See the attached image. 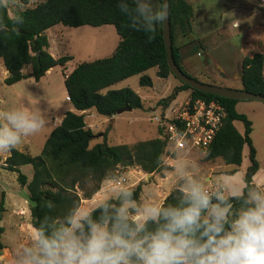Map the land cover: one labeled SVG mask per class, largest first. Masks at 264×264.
I'll return each mask as SVG.
<instances>
[{"label":"trees","instance_id":"obj_1","mask_svg":"<svg viewBox=\"0 0 264 264\" xmlns=\"http://www.w3.org/2000/svg\"><path fill=\"white\" fill-rule=\"evenodd\" d=\"M21 2L25 6L28 4V0ZM121 2L132 4V0ZM119 3L120 0H42L33 8L14 11L13 16L21 15L24 18L23 25L19 26V34L11 30L10 18L13 16L9 15L8 8H0V17L10 24V30L6 34H0V61L7 72L4 80L6 86H13L23 80L39 82L49 70L55 68H62L63 75L72 59L69 56L54 58L49 52L50 43L46 34L56 26H112L119 38L111 56L77 64L64 79L66 96L77 113L66 112L60 125L46 139L40 155L33 157L16 149L9 152L6 170L18 173L17 181L26 189L25 198L29 204L30 224L34 233L37 228L43 230L52 221H63L67 215L78 211L81 201L92 199L104 181L113 179L119 167H137L149 175L171 170V167L163 164L168 143L162 138L163 130L160 127L158 138L132 146H109L106 142L91 146L95 135L86 126L85 112L94 110L97 115L112 119L116 115L142 109L141 99L135 92L128 88L112 90L113 86L133 76H140L139 85L151 87V80L145 76L151 69L156 70V76L160 79H176L167 65L161 26L157 25L154 33L128 27V17L120 11ZM169 5L173 58L183 74L191 77L183 70L180 62L194 54L197 48L182 52L193 40L182 48H176L174 40L176 34H180L185 40L190 38L193 8L186 0H169ZM149 36L154 39L149 40ZM199 47L201 48L200 45ZM26 68H30L29 73L23 72ZM201 83L223 86L212 78ZM240 83V90L264 96L263 53H255L242 59ZM185 91L189 92L191 101H218L225 109L221 129L209 148L202 151L204 160H219L225 166L232 167L227 175L233 176L241 166L243 151L247 148L249 165L243 177V190L255 187L253 178L259 171L260 164L250 137L252 122L236 109L237 104L242 101L203 94L180 83L167 99L160 102L163 110L179 93ZM235 122L241 123L243 133L238 132ZM27 165L32 169L30 181L19 171L20 167ZM130 193V203L137 202L141 194L140 186ZM180 195L179 188L172 190L162 205L176 204ZM47 201H51V208L45 206ZM104 203L120 207L122 196L115 200L108 199ZM232 203L239 206L236 201ZM3 205L2 200L0 213L4 211ZM89 213L92 218H98L101 215L100 205ZM1 220L0 215V255L4 249L1 243L4 232ZM148 228L151 230L154 225L148 224Z\"/></svg>","mask_w":264,"mask_h":264},{"label":"rangeland","instance_id":"obj_2","mask_svg":"<svg viewBox=\"0 0 264 264\" xmlns=\"http://www.w3.org/2000/svg\"><path fill=\"white\" fill-rule=\"evenodd\" d=\"M186 1L193 8L192 32L190 38L186 40L180 34H176L174 46L182 48L193 40L190 42L192 44L183 48V50L197 48V51L186 60L188 74L205 82L209 77H213V74H220L222 70L230 75V79L225 80L223 86L240 90L241 83L234 78L238 80L241 77L242 59L251 57L255 53L264 54V0ZM41 2L42 0H28L25 6L20 0L19 5H11L8 8L9 15L13 16L14 11L18 9L33 8ZM153 2L158 4V0ZM57 27L49 30L46 35L54 53L55 51L63 52V55L66 49L72 58L70 66L105 58V54L117 39L111 27L103 28L111 31V35L108 36L104 34V30L92 27L80 29ZM62 37L63 42H61ZM208 60H210L209 63ZM204 63L207 70L204 69ZM3 68L0 62V73ZM68 71L67 68L62 75L59 69H55L47 80L23 81L15 88L0 84V109L20 108L27 111H38L46 119V126L42 131L25 138L16 150L25 149L31 156H39L46 139L55 130V124L63 110L74 112L71 104L64 99L65 88L62 79ZM23 72L29 73L30 68L24 69ZM145 76L151 80V87H141L139 85L140 76H133L111 88L112 90L128 88L135 92L141 99V110L125 112L112 119L97 115L94 110L85 112L86 126L95 135L91 146L102 142H106L109 146H132L138 142L159 137L158 123L154 118H161L164 111L160 102L167 99L176 88L175 85L178 87L180 83L173 77L158 78L155 69L147 71ZM187 99L189 95L186 97L182 93L177 101L174 103V100L171 101L167 108L175 107ZM237 111L246 114L255 125V146L260 170L254 181L259 187H264V105L260 101L240 102L237 105ZM247 153L248 150L245 148L241 166L235 175L228 176L232 167L225 166L219 160L205 161L202 151L173 150L170 147L163 157V164L171 167L170 171L147 176L149 174H145L137 167H119L113 179L104 181L99 192L92 199L81 201L79 211L89 213L108 199H117L123 191L130 192L140 186L139 200L126 205L130 209L129 219L135 222L139 215L136 209L149 204L162 205L172 190L176 188L182 190L185 184V180L181 179L182 173L197 180L210 193L223 185L225 195L228 196L233 188L243 189L244 187L243 177L248 165ZM7 154L9 152L0 153V208H2L1 201H4V211L0 213L1 225L4 229L1 235L4 249L0 255V264H18L22 249L30 246L34 231L30 224L29 204L25 198L26 189L19 185L18 173L8 172L3 166ZM19 171L27 178V181L31 180V166L20 167ZM122 179H125V182H122ZM78 194L81 196L79 190Z\"/></svg>","mask_w":264,"mask_h":264},{"label":"clouds","instance_id":"obj_3","mask_svg":"<svg viewBox=\"0 0 264 264\" xmlns=\"http://www.w3.org/2000/svg\"><path fill=\"white\" fill-rule=\"evenodd\" d=\"M19 3L0 0V8ZM118 7L128 17V27L145 33H154L170 16L168 0H120ZM23 23L21 15L10 18L17 34ZM10 24L0 17V34ZM45 126L38 111L0 109V153L18 148ZM181 179L185 184L176 204L136 209L135 222L126 206L132 194L123 191L122 206L102 203L98 218L78 210L37 228L18 264H264V188L236 187L226 196L223 185L210 193L190 176L182 173ZM45 206L51 208V201Z\"/></svg>","mask_w":264,"mask_h":264},{"label":"built area","instance_id":"obj_4","mask_svg":"<svg viewBox=\"0 0 264 264\" xmlns=\"http://www.w3.org/2000/svg\"><path fill=\"white\" fill-rule=\"evenodd\" d=\"M68 75L64 74V78ZM224 119L225 109L218 101L190 99L175 107L166 108L161 118H154L158 127L163 130L162 138L167 140L168 148L200 151L209 148ZM7 158L5 157L3 162L5 168ZM122 182H125V179H122Z\"/></svg>","mask_w":264,"mask_h":264},{"label":"water","instance_id":"obj_5","mask_svg":"<svg viewBox=\"0 0 264 264\" xmlns=\"http://www.w3.org/2000/svg\"><path fill=\"white\" fill-rule=\"evenodd\" d=\"M169 3V0H168ZM162 38L166 51V61L172 75L181 83L188 86L192 90H196L203 94L213 95L220 98L236 100V101H260L264 105V96L256 95L245 90H235L227 87L214 86L196 81L186 76L176 65L173 58V50L171 44L170 17L164 26H161ZM241 79V77H240ZM150 176V175H147Z\"/></svg>","mask_w":264,"mask_h":264},{"label":"crops","instance_id":"obj_6","mask_svg":"<svg viewBox=\"0 0 264 264\" xmlns=\"http://www.w3.org/2000/svg\"><path fill=\"white\" fill-rule=\"evenodd\" d=\"M154 1V0H153ZM113 28L112 26H103V27H100V28H97L98 30H104V34L105 35H111V31H108V29H103V28ZM54 28H58L57 26L56 27H54ZM80 28H83V27H80ZM79 28V29H80ZM114 29V28H113ZM52 30V29H51ZM114 31H115V29H114ZM48 32V31H47ZM116 33V32H115ZM116 36H117V34H116ZM63 37H62V41L61 42H63ZM118 42H119V38H118V36H117V39L115 40V42H114V44H113V46L109 49V51H108V53L107 54H105L106 56H105V58L106 57H109V56H111V54L114 52V50L116 49V47H117V45H118ZM57 45H59V44H57ZM53 50V48H52V46L50 45V48H49V52H50V54H51V56L52 57H54V58H59V57H62V56H69V54L67 53V51H66V49H65V51H64V54L62 55V53L63 52H58V51H55V53H54V50ZM182 52H185L184 50L182 51ZM191 56V55H190ZM190 56H188V57H185V58H183L182 60H181V62H180V65H181V67L183 68V70L188 74V72H187V66H186V60H187V58H189ZM70 57V56H69ZM72 59V58H71ZM1 62V61H0ZM206 62V61H205ZM210 62V60H208V63ZM2 63V62H1ZM70 63V62H69ZM67 64V67L66 68H68L69 69V71H68V73L67 74H69L71 71H72V69L74 68V66H70V64ZM55 69H59L60 71H61V69L62 68H55ZM55 69H51V70H49L47 73H46V75L41 79V80H47L50 76H52V74L55 72ZM204 69L205 70H207V67H206V65H205V63H204ZM221 72H220V74H213V77H209V78H214V80L216 81V82H219V83H221L222 85H223V82L225 81V80H229L230 79V75H228V74H225L222 70H220ZM61 73H62V71H61ZM189 75V74H188ZM6 76H7V72L5 71V69L3 68V70H2V72L0 73V84H2V85H5L4 84V80H5V78H6ZM190 76V75H189ZM192 77V76H191ZM235 77V76H234ZM233 77V78H234ZM195 78V77H194ZM64 76H63V79H62V82H63V84H64ZM236 81H240V79H236V77L234 78ZM40 80V81H41ZM23 81H30V80H23ZM23 81H21V82H23ZM39 81V82H40ZM21 82H19V83H21ZM19 83H17V84H15V85H13V86H11V87H13V88H15L16 86H18V84ZM6 86V85H5ZM175 87H177V85H175ZM222 87H224V86H222ZM185 94V96L186 97H188V95H189V92H181V93H179L177 96H176V98L174 99V101H173V103L174 102H176L177 101V99L180 97V94ZM66 91L64 92V99H65V101L66 102H69L68 100H66ZM242 102H245V101H242ZM239 104V103H238ZM237 104V105H238ZM236 109H237V106H236ZM66 112H71V111H69V110H63V112H62V115H61V117L57 120V124H55L56 126V128L60 125V123L62 122V119H63V117H64V115L66 114ZM74 113H77L75 110H74ZM78 114H82V113H78ZM241 114H244V113H241ZM244 115H246V114H244ZM247 116V115H246ZM247 118L249 119V117L247 116ZM250 120V119H249ZM251 121V120H250ZM252 122V121H251ZM234 125H235V127H236V129L238 130V132L239 133H243V126L241 125V123H239V122H235L234 123ZM256 136V131H255V125H254V123L252 122V133H251V140H252V143H253V146H254V148H255V150H256V146H255V137ZM27 141V144H29V142H28V140H26ZM18 151H20V152H26V153H28V151L27 150H25V149H20V150H18ZM244 152V151H243ZM29 154V153H28ZM30 155V154H29ZM256 156H257V150H256ZM6 157H9V154H7V156ZM257 160H258V157H257ZM248 165H249V163H248ZM248 165H247V167H248ZM246 167V168H247ZM260 170V169H259ZM259 172V171H258ZM257 172V173H258ZM255 177H256V175L254 176V178H253V184L255 185V187H259L258 185H256L255 184ZM261 188H264L263 186H260Z\"/></svg>","mask_w":264,"mask_h":264}]
</instances>
